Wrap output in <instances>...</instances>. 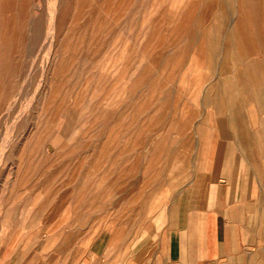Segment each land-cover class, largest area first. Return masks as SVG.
<instances>
[{"label":"rangeland","instance_id":"374dc122","mask_svg":"<svg viewBox=\"0 0 264 264\" xmlns=\"http://www.w3.org/2000/svg\"><path fill=\"white\" fill-rule=\"evenodd\" d=\"M218 10L0 0V264L137 263L157 245L249 72L218 52Z\"/></svg>","mask_w":264,"mask_h":264},{"label":"crops","instance_id":"0c3cea01","mask_svg":"<svg viewBox=\"0 0 264 264\" xmlns=\"http://www.w3.org/2000/svg\"><path fill=\"white\" fill-rule=\"evenodd\" d=\"M208 4L219 6L216 37L232 39L218 52L250 55L241 67L249 72L234 78L232 128L218 122L225 140L172 207L157 245L121 264H264V0Z\"/></svg>","mask_w":264,"mask_h":264}]
</instances>
